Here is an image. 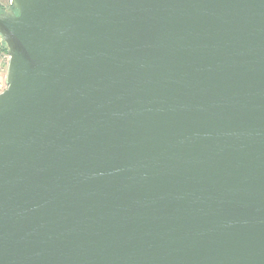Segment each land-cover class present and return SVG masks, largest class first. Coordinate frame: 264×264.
Segmentation results:
<instances>
[{
	"label": "water",
	"instance_id": "1",
	"mask_svg": "<svg viewBox=\"0 0 264 264\" xmlns=\"http://www.w3.org/2000/svg\"><path fill=\"white\" fill-rule=\"evenodd\" d=\"M0 264H264V0H10Z\"/></svg>",
	"mask_w": 264,
	"mask_h": 264
},
{
	"label": "built area",
	"instance_id": "2",
	"mask_svg": "<svg viewBox=\"0 0 264 264\" xmlns=\"http://www.w3.org/2000/svg\"><path fill=\"white\" fill-rule=\"evenodd\" d=\"M10 55L3 47V42L0 43V93L4 91L7 84V71L9 64Z\"/></svg>",
	"mask_w": 264,
	"mask_h": 264
},
{
	"label": "rangeland",
	"instance_id": "3",
	"mask_svg": "<svg viewBox=\"0 0 264 264\" xmlns=\"http://www.w3.org/2000/svg\"><path fill=\"white\" fill-rule=\"evenodd\" d=\"M10 6V0H0V12ZM4 45V43H3Z\"/></svg>",
	"mask_w": 264,
	"mask_h": 264
},
{
	"label": "trees",
	"instance_id": "4",
	"mask_svg": "<svg viewBox=\"0 0 264 264\" xmlns=\"http://www.w3.org/2000/svg\"><path fill=\"white\" fill-rule=\"evenodd\" d=\"M4 10H5V8H4ZM4 10L0 12V15L4 13ZM3 47H4V49L7 51V48H6V46H5V45H3Z\"/></svg>",
	"mask_w": 264,
	"mask_h": 264
},
{
	"label": "crops",
	"instance_id": "5",
	"mask_svg": "<svg viewBox=\"0 0 264 264\" xmlns=\"http://www.w3.org/2000/svg\"><path fill=\"white\" fill-rule=\"evenodd\" d=\"M0 43H1V38H0Z\"/></svg>",
	"mask_w": 264,
	"mask_h": 264
}]
</instances>
